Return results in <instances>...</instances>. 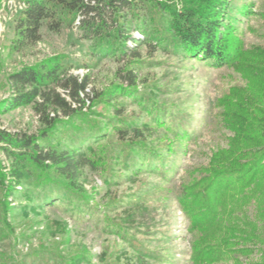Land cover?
Instances as JSON below:
<instances>
[{
    "label": "trees",
    "instance_id": "16d2710c",
    "mask_svg": "<svg viewBox=\"0 0 264 264\" xmlns=\"http://www.w3.org/2000/svg\"><path fill=\"white\" fill-rule=\"evenodd\" d=\"M20 1L24 9L15 20L16 47L39 42L45 21L58 31L67 13L70 23L79 19L85 38L97 41L100 55L118 52L127 61L120 70L123 81L92 93L87 111L84 98H89V77L70 74V66L61 58L25 66L8 75L12 95L0 102V115L33 105L42 127L36 135L12 134L0 128V152L11 161L8 169L0 163L5 224L9 226L10 198L30 178L42 188L56 184L77 194V213L90 201L79 183L86 167L115 178L121 176L115 169L119 164L136 177L146 171L158 173L166 185L161 189L169 188L167 184L180 169L179 161H170L171 155L179 153L175 144L192 141L196 133L182 122L174 124L171 109L138 94L134 68L142 59L140 48H151V54L162 44L164 49L170 46L175 53L207 66L231 69L240 78L215 104L218 123L228 132L222 134L226 146L213 148L205 164L192 169L190 180L178 188L179 208L191 237L188 264H264V45L247 47L245 40L247 35L264 38V0ZM143 9L150 17L147 25L146 16L140 15ZM126 10L144 26H138L140 33L137 30L142 38L134 39L128 33ZM121 98L137 102L140 112L150 120L127 115L121 109ZM99 107L106 114L105 128L117 135V153L108 154V143L101 141L107 129L92 118L102 114L95 111ZM84 125L95 138L85 148L66 147L62 139L51 142L59 130L81 131ZM149 140L160 144L155 147ZM104 180L109 183L106 177ZM109 200L117 202L116 196ZM143 200L138 196L129 201L141 202L128 209L125 225L136 228L138 234H153L141 229L143 222L135 221L136 217L144 218L150 208ZM111 225L118 235L128 237L122 224ZM160 232L170 240L169 232ZM130 241L139 252V260L174 264L158 251L144 250L138 240ZM81 258L76 255L69 264H77Z\"/></svg>",
    "mask_w": 264,
    "mask_h": 264
},
{
    "label": "rangeland",
    "instance_id": "374dc122",
    "mask_svg": "<svg viewBox=\"0 0 264 264\" xmlns=\"http://www.w3.org/2000/svg\"><path fill=\"white\" fill-rule=\"evenodd\" d=\"M23 9L24 4L20 0H0V102L12 95L9 74L55 57L70 66V74L80 78L89 77V98L83 95L87 101L84 111L88 110L92 93L123 81L121 77L124 74L120 70L126 64V56L118 52L100 55L97 41L85 38V32L79 27L80 22L70 23L67 13L61 19L58 31L50 29L49 22L45 21L39 42L16 47L15 20ZM126 14L128 33L134 39L139 38L141 30L138 29L144 26L139 24V20H134L129 11L126 10ZM140 15L141 18L146 16L147 25L150 19L148 10L143 9ZM107 21H110L109 16ZM245 40L247 47L264 45V38L255 35H247ZM150 50L144 46L140 48L142 59L139 66L134 68L138 76V94L171 109L174 124L182 122L188 130L196 133L192 141L175 144L179 153L171 155L170 161H179L180 169L167 184L169 188L161 189L166 185L162 184V176L158 173L146 171L136 177L119 164L115 169L121 176L115 178L86 167L81 172L79 183L90 201L77 213V194L56 184L42 188L35 184L34 178H30L10 198L9 226L3 221L0 203V264H69L76 255L83 257L77 260V264H158L151 260H139V252L131 239L138 240L144 250L158 251L169 257L174 264H188L191 237L186 231L187 220L179 208L178 188L183 181L190 180L189 172L192 169L205 164L206 155L213 148L226 146L222 134L228 132L218 123L215 104L217 98L227 92L231 85L238 83L240 78L231 69L207 66L202 61L175 53L170 46L164 49L161 44L151 54ZM120 100L124 101L121 109L127 115L137 114L141 121L150 120L149 116L140 112L137 102L131 98ZM95 111L102 114L92 115V118L107 129L105 111L101 107ZM79 122L75 120L76 124ZM41 127L33 105L0 115V128L12 134L36 135ZM81 128V131L72 128L59 130L51 142L62 139L66 147L79 146V149H83L95 138L90 135L87 125ZM101 141L108 143V154L118 152L117 135L111 128L107 129ZM151 141L155 147L160 144ZM0 163L7 169L11 165V161L1 152ZM105 177L109 183L104 180ZM2 193L0 188V200ZM114 196L117 202L111 203L109 199ZM138 196L144 197L143 203L150 208L144 218L136 217L135 221L143 222L141 229L153 234H138L136 228L125 225L128 209L134 203L141 202L129 201ZM147 217H152L154 221L147 220ZM112 222L122 224L128 237L118 235ZM160 231L169 232L170 240Z\"/></svg>",
    "mask_w": 264,
    "mask_h": 264
},
{
    "label": "built area",
    "instance_id": "2783aa9c",
    "mask_svg": "<svg viewBox=\"0 0 264 264\" xmlns=\"http://www.w3.org/2000/svg\"><path fill=\"white\" fill-rule=\"evenodd\" d=\"M77 22L79 23V19H77ZM80 24V23H79ZM139 38H142V36L139 34V36H138Z\"/></svg>",
    "mask_w": 264,
    "mask_h": 264
}]
</instances>
